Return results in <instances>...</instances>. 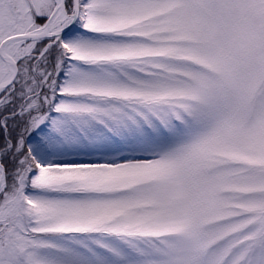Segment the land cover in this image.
Masks as SVG:
<instances>
[{
    "label": "snow or ice",
    "instance_id": "6c2138e0",
    "mask_svg": "<svg viewBox=\"0 0 264 264\" xmlns=\"http://www.w3.org/2000/svg\"><path fill=\"white\" fill-rule=\"evenodd\" d=\"M0 264H264V0H0Z\"/></svg>",
    "mask_w": 264,
    "mask_h": 264
}]
</instances>
